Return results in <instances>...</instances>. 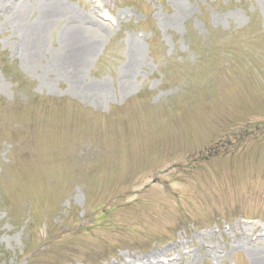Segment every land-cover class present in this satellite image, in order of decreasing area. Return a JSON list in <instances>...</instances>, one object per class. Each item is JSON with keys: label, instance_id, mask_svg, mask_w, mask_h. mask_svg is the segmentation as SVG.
I'll return each instance as SVG.
<instances>
[{"label": "rangeland", "instance_id": "374dc122", "mask_svg": "<svg viewBox=\"0 0 264 264\" xmlns=\"http://www.w3.org/2000/svg\"><path fill=\"white\" fill-rule=\"evenodd\" d=\"M0 264H264V0H0Z\"/></svg>", "mask_w": 264, "mask_h": 264}, {"label": "bare ground", "instance_id": "6f19581e", "mask_svg": "<svg viewBox=\"0 0 264 264\" xmlns=\"http://www.w3.org/2000/svg\"><path fill=\"white\" fill-rule=\"evenodd\" d=\"M74 40L79 42L81 45L76 48L75 54L71 57V63L75 66H82L87 56L91 53L92 48L94 47V43L87 42L83 40L81 37H74ZM84 60V61H83ZM146 263V262H143Z\"/></svg>", "mask_w": 264, "mask_h": 264}]
</instances>
